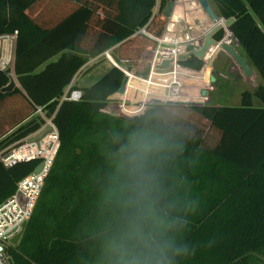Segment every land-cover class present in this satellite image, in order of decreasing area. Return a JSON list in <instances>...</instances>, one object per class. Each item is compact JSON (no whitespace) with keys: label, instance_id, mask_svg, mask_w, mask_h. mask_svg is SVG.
<instances>
[{"label":"trees","instance_id":"1","mask_svg":"<svg viewBox=\"0 0 264 264\" xmlns=\"http://www.w3.org/2000/svg\"><path fill=\"white\" fill-rule=\"evenodd\" d=\"M174 1L160 0L156 12L158 0H0V36L16 34L21 85L2 92L10 79L0 71V149L42 128L39 107L59 138L23 236L9 249L13 264H100L118 214L105 199L116 137L137 127L166 137L157 165L160 207L170 219L189 220L185 230L168 232L192 250L174 264H264L258 256L264 254V0H212L220 16L234 18L230 30L261 79L239 106L157 103L140 115L114 116L104 109L123 84L119 67L90 85H73L82 90L80 100L63 99L91 58L112 50L137 64L155 50L168 22L164 10ZM224 35L220 28L215 39ZM180 64L200 70L204 62L193 55ZM41 162L0 163V203Z\"/></svg>","mask_w":264,"mask_h":264},{"label":"clouds","instance_id":"2","mask_svg":"<svg viewBox=\"0 0 264 264\" xmlns=\"http://www.w3.org/2000/svg\"><path fill=\"white\" fill-rule=\"evenodd\" d=\"M114 174L105 199L118 209L115 228L105 243L100 264H174L191 255L187 244H176L168 232L186 229L189 220L171 219L160 207L162 188L158 163L165 158L166 137L149 127L117 135ZM195 212L188 210L187 215Z\"/></svg>","mask_w":264,"mask_h":264},{"label":"rangeland","instance_id":"3","mask_svg":"<svg viewBox=\"0 0 264 264\" xmlns=\"http://www.w3.org/2000/svg\"><path fill=\"white\" fill-rule=\"evenodd\" d=\"M209 2L215 13L219 15L215 3L212 0H209ZM171 3H173V9L171 14L167 17L169 21V23L167 22L168 29L165 32L166 35L165 33L163 34V37L165 35L166 38H168L169 40L164 41V39H162L163 37L161 38L162 40L158 41L157 39L158 47L156 48L158 49L164 47L165 51H163V53L161 51H158L159 49L156 51L149 50L143 55L144 58L141 59L139 62H137V64L128 61L130 65L134 66L132 71H128L125 68L121 67L118 64V62L111 57L112 61L108 62L107 59V61L104 62L97 70H94L92 72V76L90 78L88 77V75L82 77L83 71L93 62L103 57L107 58V56H105L106 54L105 53L96 58H91L90 61L76 74V76L73 78L72 83L75 86H79V87L90 85L94 83L96 80H98L109 69L113 67H119L124 71L125 75L129 76V81H128L129 83L126 85L125 92L123 93L117 92L110 98V101L105 109L109 111V109L113 107L118 111V113L120 114L119 116L127 117V118L143 114L148 108H150L151 106L157 103H173V104H184V105L211 103V101L207 96H205L206 100L203 99L200 103H195L194 101H190V99H193L194 98L193 96L195 95L193 93V86H202L203 77L204 78L209 77L211 71V65L209 64H207L205 68L202 67L203 69L201 68V71L195 72L187 68L184 69L183 66L177 65L175 61L174 63H171V66H169V68L159 69L158 70L159 72H155L149 78H145L141 75H137V72L143 73L148 68V66L152 64L151 62H153V64H159L162 59H177L179 55L187 53L186 52L187 48H190V50L194 49L196 43L195 41L197 38L196 36L192 35L193 37L192 36L190 37L189 35L186 36L183 35V37H181L180 35H178V34H182L181 32L179 31H177L178 33L175 32L176 25L179 23L180 19L188 18L190 22H193V20L191 19L192 16L193 18L200 17L201 19L202 17H205L207 19L206 23L209 24L208 27L211 30L218 26H222L221 28H223L226 32L223 43L234 46L240 53L244 54L245 57L247 58L244 50L235 40L233 33L229 31L228 27H225L224 21L223 23H221L222 19H218V21H214L211 15L203 9L200 0H175L174 2ZM169 5L164 10L165 15L169 8ZM159 6H160V0H158L157 6L155 8L156 12L159 10ZM202 21L205 20L202 19ZM202 38L203 37H201L200 39ZM178 46L180 47L177 50L176 48ZM220 51H222V48L220 49L219 45H214L207 52L205 64L212 60L211 57L212 54L219 53ZM223 51L226 50L223 49ZM112 53L113 51H110V54ZM224 55H226V57H224L225 61L227 59H230L232 61V62L230 61V63H233V65H237V70H235L233 73L229 72V65H226L224 63H222V65H217L218 68L224 70L229 76V78L220 77L221 80L226 83V88L228 87L230 81H232L231 83L233 85V88L231 89V93H233L234 96H231L229 100H226L224 106H238L237 104L238 100H242L243 92L246 90H254V88H256L255 86L256 84L254 82L251 83L252 85L250 84L249 82L250 80L248 79H253V75L247 76L243 68L229 53H224ZM154 58H158L160 60L155 59L154 61ZM9 59L11 61L10 65H12L11 51L9 53ZM96 74L98 76H96ZM97 77L98 79H96ZM175 79H177V83H179L182 86H179L174 81ZM244 79H247L248 82H245ZM221 80L220 83H222ZM205 81L209 83L208 79H205ZM207 89L208 88H204L203 90H207ZM200 98H203V96H200ZM255 102L257 103L258 100L255 99ZM240 104L241 103H239V105ZM133 107L135 109H133ZM35 116L38 117V115L36 114ZM40 118L45 120V123L43 124L42 128L39 130L42 131L46 127L50 126L49 123L52 120V118L48 117L46 111L44 110L42 111ZM38 132L30 135L25 140H23L21 142L22 144L20 143V146L25 145V143L28 142L29 139H32V137H34ZM56 133L57 130L55 132L53 129L52 131L48 132L45 135V137L42 139V142H40L41 140L37 141L40 142L38 144L39 149H41L42 152L45 151L43 153L47 152V154L49 155V159H51V155L54 154L55 150H57L56 148L58 144H57ZM34 145L35 143L27 144V147H29L28 149H35L34 152H36V147ZM258 256L264 260V254H258Z\"/></svg>","mask_w":264,"mask_h":264},{"label":"built area","instance_id":"4","mask_svg":"<svg viewBox=\"0 0 264 264\" xmlns=\"http://www.w3.org/2000/svg\"><path fill=\"white\" fill-rule=\"evenodd\" d=\"M10 37H11V35L0 36V71H5L8 67H11V65H10L11 61L9 59V53L11 51V60H12V46H11V43L9 42ZM162 37H163V35H162ZM161 38H159L158 41ZM223 40L224 39L219 40L220 42L217 44V45H219L220 49L222 48V50H223V47H222ZM180 41H181V39H180ZM179 47L180 46H178L176 49L178 50ZM156 50H157V48L153 51H156ZM188 50L189 49L187 48L186 52H188ZM110 51H112V50H107L103 54L106 53L105 54V56H106L108 53L110 54ZM206 56H207V54L202 59L204 61V63L206 62ZM155 59L160 60L158 58H154V61H155ZM163 60H165V59H162L160 61V63ZM174 60L176 61L177 65H180V63L177 59H174ZM175 61H173L171 63H174ZM151 63H152L151 70L149 71V76L147 78L152 76L155 72H159L157 65H159L160 63L159 64H153V62H151ZM180 66H182V65H180ZM205 66L206 65H204L203 68H205ZM200 71H201V69H200ZM212 71H213V68H212ZM174 81L177 83V79H175ZM210 82H211V80L209 81V83ZM177 84L179 86H182L179 83H177ZM72 86L73 85L70 84L67 87L65 94L63 96V99L64 100L78 101L82 97V90L80 88H77V87L72 88ZM193 93L195 95L194 96L191 95V96H193L194 98L190 99V101H194L195 103H199L204 99V98H200V96H202V91H196ZM176 100H179V99H176ZM187 101H189V100H187ZM176 102H179V101H176ZM42 111H43V108L39 107L36 115L41 116ZM104 111L107 112V109H104ZM49 125H50V127H52V129L50 131H52L54 129V131L56 132L57 127H56L55 123L53 122V119L50 121ZM56 137H57V140L59 141L58 130L56 133ZM40 142H42V140ZM40 142H37V141L32 142L29 139L28 142L25 143V145L20 146V144H15V145H12V146L7 147V148L0 149V163L5 165L6 167H11L14 164H16L17 162L29 161V160H32L35 158H41L42 159L41 163H43V165H44L43 168L39 172H37L35 169L32 173H30L29 175L22 178L17 183V188H16L15 192L10 197H8L6 200H4L2 203H0V264H11L12 259H11V256L9 254V249H10V247L16 246L12 243V239H13V237H15L18 233H20L23 230V224L25 222L29 221V219L32 215L33 209L35 207V204L37 202V199H38V197L41 193V190L43 188L45 178H46V176L50 170V167L53 163V159H54L55 154H56V152H54V154L51 155V159H49V155L47 154V152L43 153L45 151L42 152L41 149H39L38 144ZM32 143H35L34 146L36 147V152H34L35 149H28L29 147H27V144H32ZM57 148H58V146H57ZM12 264H13V262H12ZM32 264H37V263H32Z\"/></svg>","mask_w":264,"mask_h":264},{"label":"water","instance_id":"5","mask_svg":"<svg viewBox=\"0 0 264 264\" xmlns=\"http://www.w3.org/2000/svg\"><path fill=\"white\" fill-rule=\"evenodd\" d=\"M203 9L208 12L212 19L214 21H218V19H222L225 23V27H228L229 31L230 30V25L233 23L234 18H229V19H225L224 17L218 15L217 13H215V11L213 10L209 0H200ZM173 9V3H170L169 8L166 12V16L168 17ZM219 17V18H218ZM222 26H218L214 29H210L208 31V33H206L205 38L203 40H200L198 38H196V44L193 50H189L187 53L181 54L178 56L177 60L179 61V63H181V61H185L187 60L189 57H191L192 55L203 59L205 57V55L207 54L208 50L214 46L217 45L220 41H217L213 38V35L215 34V32H217ZM232 33V32H231ZM226 34V32H225ZM225 38V35L222 39ZM191 39V38H190ZM191 43V42H190ZM193 43V42H192ZM191 45V44H190ZM194 45V44H193ZM223 49H225L237 62L238 64L243 68L245 74L247 76H251L252 75V70H251V63L245 60V58H243L240 54L237 53V51L235 50V47L232 45H227L226 43L222 44ZM112 56L116 59V61L118 62L119 65H123V68H125L128 71H132L133 67L132 65H130V63L126 60H122L119 57H117L114 53H112ZM144 58V56L142 57V59ZM106 61V57H103L95 62H93L90 66H88L82 73V77H85L87 75H89L90 73H92L95 69H97L99 66H101L104 62ZM175 61L174 59H165L163 60L159 65H157L158 69H167L169 68V66L171 65V62ZM128 62V63H127ZM151 65L150 64L148 66V68L143 72V73H139L137 72V75H141L145 78H147L149 76V71L151 70ZM181 65V64H180ZM204 67V66H203ZM5 74L8 76V78L10 79L9 83L4 86L1 91L2 92H11L13 91L16 87H20L21 85L18 81L17 75L15 74V69H14V65L11 67H8L5 70ZM129 81V76L125 75L124 77V81L123 84L121 86V88L119 89V93H123L125 92L126 89V85L128 84ZM107 113L114 115V116H119L120 114L118 113V111L115 108H111L109 109V111H107ZM52 129V127H46L45 129H43L42 131H39L34 137H32V139H30L32 142H36L39 140H42L45 135ZM43 163H41L37 168L36 171L39 172L42 168H43ZM28 222H25L23 224V230L18 233L15 237H13L12 239V243L14 245H18V242L20 241V239L23 236V233L27 227ZM12 264V262H11Z\"/></svg>","mask_w":264,"mask_h":264},{"label":"crops","instance_id":"6","mask_svg":"<svg viewBox=\"0 0 264 264\" xmlns=\"http://www.w3.org/2000/svg\"><path fill=\"white\" fill-rule=\"evenodd\" d=\"M191 19L193 20V22H190L188 18L180 19L179 23L176 25L175 32L176 33H178L177 31L181 32L182 34H178L181 37H183V35L184 36L189 35L190 37L192 35H194L198 39H200L201 37L205 38L206 33H208V31L210 30V28L208 27L209 24L206 23L207 19L205 17H202V19L205 20V21H202V19L200 17L199 18L198 17L193 18V16ZM168 23H169V21H168ZM167 29H168V24L166 25L164 33L166 32ZM203 38L200 40H203ZM9 42L11 43V46H12V65L11 66H13L14 65V59H15V53H16V34L11 35V37L9 38ZM235 50L237 51L238 54H240L247 61V58L245 57L244 54L240 53L236 48H235ZM56 59H57V57L53 58L52 60H56ZM250 67L252 70L253 79H248V80H250L249 81L250 84L252 82H254L256 84L255 86L257 87L259 85V83H261V79H260L257 71L255 70V67L252 65ZM185 68H187L189 70H193L195 72L200 71V70H195V69H192L189 67H184V69ZM212 68H213V71H212ZM97 69H95V70H97ZM235 70H237V65H232L229 67V72L233 73ZM91 76H92V73L90 75H88L89 78ZM96 76H98V75L96 74ZM220 77L229 78V76L227 75V73L224 70L218 68L217 65H211V71H210L209 77L208 78L203 77L202 86H193V92L202 91L203 98L206 100L205 96H207L209 98V100L211 101L210 104L216 105V106H224V103H226V100H229L231 98V96H234L233 93H231V89L233 88V85L231 83L232 81H230L228 87L226 88V83L224 81H222ZM96 79H98V77ZM205 79H208V81L211 80V82L207 83L205 81ZM90 80H92V79H90ZM220 80L222 83H220ZM244 81L248 82L247 79H244ZM212 82H214V83H212ZM71 85H74V84L71 83ZM204 88H208V89L203 90ZM239 103H241V100H238V103H237L238 106H239Z\"/></svg>","mask_w":264,"mask_h":264},{"label":"flooded vegetation","instance_id":"7","mask_svg":"<svg viewBox=\"0 0 264 264\" xmlns=\"http://www.w3.org/2000/svg\"><path fill=\"white\" fill-rule=\"evenodd\" d=\"M216 33V32H215ZM213 38L215 39V34L213 35ZM216 40V39H215ZM191 46V45H190ZM189 50H190V48H188ZM188 50V51H189ZM228 53V52H226V51H220L219 53H214V54H212V60L210 61V62H207L206 64L204 63V65H207V64H209V65H222V63H224V64H226V65H229V67L230 66H232L233 64L232 63H230V60L229 59H227L226 61L224 60V57H226V55H224V53ZM191 57H193V55L191 56ZM191 57H189V58H191ZM204 62V61H203Z\"/></svg>","mask_w":264,"mask_h":264},{"label":"bare ground","instance_id":"8","mask_svg":"<svg viewBox=\"0 0 264 264\" xmlns=\"http://www.w3.org/2000/svg\"><path fill=\"white\" fill-rule=\"evenodd\" d=\"M113 58H114V57H113ZM114 59H115V58H114ZM106 61H107V58H106ZM106 61H105V62H106ZM120 66L123 67V65H120ZM109 70H110V69H109ZM109 70H108V71H109ZM108 71H107V72H108ZM103 75H104V74H103ZM103 75H102V76H103ZM102 76H101V77H102Z\"/></svg>","mask_w":264,"mask_h":264}]
</instances>
